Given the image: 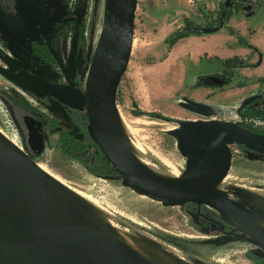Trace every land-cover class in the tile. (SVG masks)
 Wrapping results in <instances>:
<instances>
[{
	"label": "rangeland",
	"instance_id": "1",
	"mask_svg": "<svg viewBox=\"0 0 264 264\" xmlns=\"http://www.w3.org/2000/svg\"><path fill=\"white\" fill-rule=\"evenodd\" d=\"M110 1L30 0L27 4L23 0H0V67L10 70L16 63L21 71L30 68L35 75L54 83L84 89ZM196 1L138 0L133 51L117 96L118 112L126 120L168 121L182 129L183 121L241 118L239 109L243 102L264 90V0H244V10L233 8L225 26L215 32H208V25L217 18L222 5L238 0H221L216 12H207L204 0ZM201 8L207 12L205 23L200 24L205 30L174 41L185 19L191 20L184 15L194 9L202 11ZM57 18H72L77 27L85 21V47L78 46L77 27H53ZM57 30L54 47L65 72L58 64L43 60L42 46H33L42 42L43 35L49 33L48 37H52ZM81 49L84 65L78 73L76 58ZM235 58L243 59L246 65L231 68L229 62ZM228 77L231 79L227 80ZM0 90L17 98L24 96L36 109V113H22L15 108L12 111L0 97V131L29 156V150L33 151L31 157L39 167L105 211L106 219L114 227L155 245V240L167 244L193 264H253V257H259L264 264V250L244 232L214 228L194 206L165 205L124 185L122 178L96 175L79 160L63 154L59 135L48 128L43 130L36 118L37 111L78 138H83L85 132L58 100L37 99L1 73ZM263 105L264 99L255 104L258 108ZM137 110L148 115L138 116ZM255 127L264 132V117ZM130 135L146 148L179 164L185 173L195 168L192 166L201 148L184 153L176 135L156 129H130ZM40 142L41 152L33 147V143ZM240 146L233 145L232 165L227 174L230 185L238 183L264 191V160L248 158ZM223 191L248 207L234 195L233 189ZM201 212L221 221L216 209L207 206Z\"/></svg>",
	"mask_w": 264,
	"mask_h": 264
},
{
	"label": "water",
	"instance_id": "2",
	"mask_svg": "<svg viewBox=\"0 0 264 264\" xmlns=\"http://www.w3.org/2000/svg\"><path fill=\"white\" fill-rule=\"evenodd\" d=\"M137 4L138 0L110 1L84 89L54 83L27 71L14 73L0 67V73L29 93L47 95L85 111L90 138L117 172V178L137 193L165 205L193 203L247 215L245 204L217 191V187L231 168L233 145L264 155L263 133L247 129L240 122L218 119L181 122L182 129L169 132L177 136L181 150L186 153L201 148L192 166L198 169L183 181L153 174L123 147L117 96L133 51ZM82 53L83 49L78 56L79 72L84 65ZM256 98L246 99L239 113ZM33 145L42 151V142ZM248 157L256 155L249 152ZM75 208L37 162L0 133V264H146L119 243L85 233L87 223ZM248 235L264 250L263 243Z\"/></svg>",
	"mask_w": 264,
	"mask_h": 264
},
{
	"label": "bare ground",
	"instance_id": "3",
	"mask_svg": "<svg viewBox=\"0 0 264 264\" xmlns=\"http://www.w3.org/2000/svg\"><path fill=\"white\" fill-rule=\"evenodd\" d=\"M122 114V113H121ZM118 112L117 124L121 143L127 153L145 169L153 174L171 181H183L190 178L198 169L196 166L192 172L185 173L179 164L166 159L155 151L143 146L139 141L130 135V129L147 130L156 129L163 132H170L178 129V126L172 122L150 119H136L134 121L126 120ZM0 133L7 138L1 131ZM13 143L9 138H7ZM41 168V167H40ZM43 169V168H41ZM49 174L65 191L75 205V211L78 216L84 219L87 226L84 232L96 237L109 238L123 247L130 250L146 264H193L176 251L171 246L155 240V245L144 238L138 237L126 230L119 229L110 224L102 212L93 202L85 198L66 185L59 177L43 169ZM186 171V170H185ZM232 181L226 177L220 182L217 191L227 195L223 190L233 189V193L241 201L248 204L247 215L235 214L230 211H220V215L233 226L255 236L264 244V191L247 188L238 183L232 187ZM228 196V195H227ZM229 197V196H228ZM109 214V213H108ZM111 215V214H110ZM109 219V217H108ZM112 220V218H110ZM160 245V246H159Z\"/></svg>",
	"mask_w": 264,
	"mask_h": 264
},
{
	"label": "trees",
	"instance_id": "4",
	"mask_svg": "<svg viewBox=\"0 0 264 264\" xmlns=\"http://www.w3.org/2000/svg\"><path fill=\"white\" fill-rule=\"evenodd\" d=\"M233 4L227 5L226 3L222 5V8L218 12L217 18L208 25V32H215L221 29L226 24V18L229 17L230 13L232 12L233 8H236L237 10H244L245 5L247 4L244 0H238V2ZM65 22H68V24H71L72 29L74 30L77 26L75 25V20L72 18L66 19ZM205 30L204 25L197 24L189 19H185L184 26L181 27L173 37V40L175 41L178 38L190 35V34H197L202 33ZM86 23L84 20L80 22L76 29L77 34V43L80 47H85L86 45ZM231 65V68H236L240 66H245L246 62L241 58H235L229 62ZM233 75V72L231 76ZM231 78L228 77L227 80H230ZM262 82L264 84V78L262 79ZM228 83V82H226ZM225 83L223 82L221 84V87H224ZM264 86V85H263ZM33 97H36L37 99L43 100L44 98H51L47 95L38 96L35 94L30 93ZM0 97L5 101L6 104L9 105L12 111L13 109H17V111L22 113H27V111H32V113L36 109L33 108L30 105V102L24 97L20 96L19 98L7 93L6 91L3 92L0 90ZM264 99V90L259 93L256 100L250 105L246 106L241 111V121L240 124L247 129H250L257 133H264L263 131L259 130L255 127V123H257L259 120L263 119L264 117V105L260 108L256 107L255 104L259 100ZM66 108H68L69 113L71 114V117L78 123V125L83 129L85 132V135L83 138L76 137L70 130L63 129L59 127V124L56 120L53 118H50L47 114L43 112L37 111L38 117H36L40 123L42 124L43 130L45 129H51L53 133H56L59 135V145L61 147V151L63 154L67 155L68 157H72L74 159L79 160L91 172H93L96 175L99 176H107L112 177L116 176L118 177L117 172L113 169V167L107 162V159L105 158L104 154L100 151L97 144L90 138L88 133V118L85 111H80L77 109H74L72 107H69L65 105ZM136 115H148L147 113L137 110ZM152 116L160 117L167 119L163 116L151 114ZM240 147L244 148L246 146L241 145ZM221 221L223 224H228L223 218H221ZM236 231H240L237 227L235 228ZM243 234V233H242ZM259 264H261V259H258Z\"/></svg>",
	"mask_w": 264,
	"mask_h": 264
},
{
	"label": "flooded vegetation",
	"instance_id": "5",
	"mask_svg": "<svg viewBox=\"0 0 264 264\" xmlns=\"http://www.w3.org/2000/svg\"><path fill=\"white\" fill-rule=\"evenodd\" d=\"M25 3H27L25 0H23ZM30 3V2H29ZM29 3H27V4H29ZM67 18H57V19H55L54 21H53V27L54 26H57V25H59V27L60 28H63V27H66V25L68 24V22H65V20H66ZM59 28V29H60ZM58 32V30L56 31V32H54V36H52V37H48V35H49V33H48V35H43V38H42V42H36V44H34L33 46H42L41 48H40V50L42 51V55H45V59H43L44 61H49L50 63H56V64H58L59 65V67L61 68V70H62V72H65V68L62 66V60H61V57H60V55L56 52V49H55V43H54V38H56L57 36H55L56 34H58L57 33ZM43 47H45V48H43ZM47 57V58H46ZM83 59H84V56H83ZM76 62H77V68H78V56H77V58H76ZM21 70H22V68L21 67H19L18 66V64H14V66L13 67H11L10 68V70L9 71H11V72H14V73H20L21 72ZM25 71H27V72H30V73H32V74H34L33 73V71H31L30 70V68L29 69H27V70H25ZM78 71V73H79V69L77 70ZM62 84H64V83H62ZM264 134V133H263ZM244 153H245V155L248 157V153L249 152H253L255 155H256V157H254L255 159H259V160H264V155H261L260 153H258V152H256V151H254V150H252V149H250V148H248V147H244ZM30 151V155L32 156L33 154H34V152L33 151H31V150H29ZM249 158V157H248ZM231 199H233V200H238V199H236V198H232V197H230ZM187 206H194V207H196L197 208V210H198V212H199V214H200V216H202V217H204L205 219H207V221H208V223H210V225H212V227H214V228H220V229H225V230H228L229 232H231V231H235L236 229V227L235 226H233L232 224H222L221 223V221L220 220H217V218L216 219H214V218H211L210 216H208V215H206V214H203L202 212H201V210H203V208H206L207 206H205V205H201V206H198V205H196V204H193V203H188L187 204ZM244 235H246L247 237H251L250 235H248V234H244ZM258 259H260L259 257H257V258H250V261L253 263V264H259V262H258Z\"/></svg>",
	"mask_w": 264,
	"mask_h": 264
},
{
	"label": "crops",
	"instance_id": "6",
	"mask_svg": "<svg viewBox=\"0 0 264 264\" xmlns=\"http://www.w3.org/2000/svg\"><path fill=\"white\" fill-rule=\"evenodd\" d=\"M196 1V0H195ZM220 1L221 0H204V2L206 3V6H204L205 7V9L207 10V12L209 11V12H216V11H218L219 10V6H220ZM199 2V1H198ZM198 2L196 1V3H197V6H198ZM196 6V7H197ZM202 9V11H196L195 9H194V11H192V12H190V11H188V13H190V14H186V16L184 15V18L186 17H188V18H190L191 20H194L195 22H197V23H199V24H204L205 23V16H204V14H206L207 12H205L204 10H203V8H201ZM197 10H198V8H197ZM246 13V12H245ZM215 14V13H214ZM247 14V13H246ZM250 15V14H249ZM191 16V17H190ZM181 25H182V23L179 25V26H177L176 28H180L181 27ZM243 58V57H242ZM203 91H206L205 89H203ZM241 118H239V116L238 117H235L234 119H227V118H221V119H219V120H223V121H231V122H240L241 120H240Z\"/></svg>",
	"mask_w": 264,
	"mask_h": 264
}]
</instances>
